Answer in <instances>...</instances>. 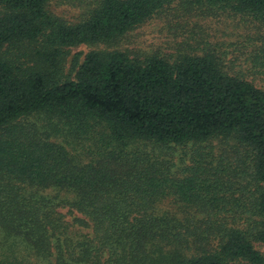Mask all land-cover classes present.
I'll return each mask as SVG.
<instances>
[{
  "label": "trees",
  "instance_id": "obj_1",
  "mask_svg": "<svg viewBox=\"0 0 264 264\" xmlns=\"http://www.w3.org/2000/svg\"><path fill=\"white\" fill-rule=\"evenodd\" d=\"M52 1L0 0V264H264V91L211 53L91 51L65 74L68 49L176 0H89L74 23ZM186 1L264 33V0Z\"/></svg>",
  "mask_w": 264,
  "mask_h": 264
},
{
  "label": "rangeland",
  "instance_id": "obj_2",
  "mask_svg": "<svg viewBox=\"0 0 264 264\" xmlns=\"http://www.w3.org/2000/svg\"><path fill=\"white\" fill-rule=\"evenodd\" d=\"M185 1L176 0L116 43L80 45L68 49L63 66L64 73L74 74V70L83 62L84 56L91 51H122L131 58L142 59L156 55L169 60H174L183 54L211 53L227 73L237 74L264 91V73L253 67L249 59L259 53V49H264L263 29L259 30L258 26H247L237 16L200 15L201 11L183 8L181 5H185L187 2ZM88 2L89 0H53L48 10L53 15L74 23L82 18ZM213 145H216L215 141ZM183 151H188V148L176 150V163L180 162L179 156H182ZM67 218L71 220L70 217ZM82 233L73 232L72 235L79 237ZM254 247L264 255V245L255 244ZM46 262L54 264L51 259L43 261L31 256L24 258L18 264Z\"/></svg>",
  "mask_w": 264,
  "mask_h": 264
}]
</instances>
